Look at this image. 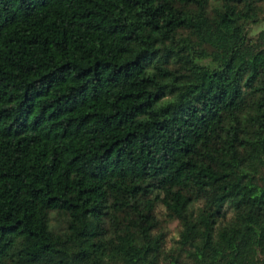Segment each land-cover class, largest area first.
Returning <instances> with one entry per match:
<instances>
[{
	"label": "trees",
	"instance_id": "1",
	"mask_svg": "<svg viewBox=\"0 0 264 264\" xmlns=\"http://www.w3.org/2000/svg\"><path fill=\"white\" fill-rule=\"evenodd\" d=\"M0 264H264V0H0Z\"/></svg>",
	"mask_w": 264,
	"mask_h": 264
}]
</instances>
